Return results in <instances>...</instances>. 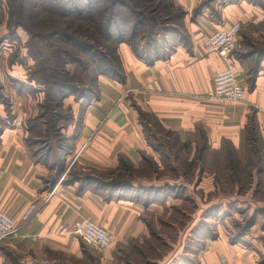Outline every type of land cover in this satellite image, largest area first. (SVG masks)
<instances>
[{
  "label": "crops",
  "instance_id": "crops-1",
  "mask_svg": "<svg viewBox=\"0 0 264 264\" xmlns=\"http://www.w3.org/2000/svg\"><path fill=\"white\" fill-rule=\"evenodd\" d=\"M194 1L179 0V6L192 7ZM236 23L242 26L235 52L226 60L206 55L202 35ZM259 28L264 29V5L239 1L223 7L216 22L203 15L190 23L188 45L177 46L161 60L143 62L121 44L122 81L98 78V96L85 109L76 138L75 147L84 148L72 151V166L66 167L65 163L61 168L36 161L21 144L18 131H5L0 138V208L15 221L19 231L0 245V264L91 263L86 244L60 234L63 226L85 217L113 238L111 246L98 253L97 264H130L132 253L145 255L144 246L151 234L147 221L157 219L170 202L178 200L148 198L147 206L146 198L138 202L107 201L92 186L67 182L65 178L72 168L78 172L114 171L120 159L126 158L138 169L145 156L154 158L157 152L150 151L140 122L142 113L153 117L178 143L194 142L198 133L205 134L210 149L219 148L220 141L226 139L241 150L245 132L254 130L255 150L263 154L264 165V46L255 44L249 36L261 35L264 41V30ZM226 68H231L243 85L246 103H217L207 98L213 90L214 76ZM130 90L139 91L127 93ZM69 157L66 155L67 160ZM255 184L251 200L236 204L240 210L228 208L232 219L236 212L244 216L249 206L248 215L255 214L249 229L241 237L230 236L226 230L213 238L201 237L198 221L186 257L176 264H264V172L255 178ZM171 262L163 258L155 264Z\"/></svg>",
  "mask_w": 264,
  "mask_h": 264
},
{
  "label": "rangeland",
  "instance_id": "rangeland-1",
  "mask_svg": "<svg viewBox=\"0 0 264 264\" xmlns=\"http://www.w3.org/2000/svg\"><path fill=\"white\" fill-rule=\"evenodd\" d=\"M239 1L254 4L260 0H195L192 7L179 6V0L155 3L148 11L152 17L161 19L160 23L163 24L152 36L158 53H169L175 47L186 44L189 41L190 23H196L203 15L216 22L223 7ZM166 3L173 5L168 8V15L161 18ZM201 6V13L196 15V10ZM11 7L14 9L12 17ZM43 13L41 0H0V138L5 131L16 130L21 144L26 151L35 155L36 161L55 167L66 163V167H69L73 164L72 151H82L84 148L75 147L76 138L84 111L96 100L100 86L95 77L82 73L72 65H62L61 68L53 66L50 51L40 42H36L39 44L36 47L29 48V35L23 26L40 35L53 26H62V23H51ZM18 24L22 26L17 27ZM213 33L202 35L201 45L204 37ZM249 36L255 44L264 46L261 35H254L256 38L251 34ZM45 43L50 44L48 41ZM143 49L145 58L150 59L151 48ZM35 52L44 54L42 60L38 58L37 62L33 57ZM144 120L148 123L150 151L157 153L154 158L145 156L144 164L138 169L132 165L131 175H120L125 180L131 177L130 181L143 184L147 189H158L165 196H171L169 198L173 201H178L170 202L157 219L147 221L151 234L148 244L144 246L145 255L132 253L130 264H150V261L155 264L163 258L172 260L169 264H176L179 258L186 257V249L193 236L192 229L198 221L201 237L213 238L218 233L224 234L225 230L230 236L238 237L248 223L255 221V214L248 215V206L243 211L244 216L236 212L234 218L230 219L228 208L249 202L256 190L255 178L264 172L263 154L261 151L254 152L256 140L246 142L245 132L241 150L226 139L220 141L219 148L210 149L202 142L201 136L205 134L198 133L194 142L181 144L174 135L161 132L150 116L144 115ZM68 154L70 157L67 160ZM125 165L126 162L122 168ZM117 170L78 172L72 168L65 178L81 180L88 175L106 182ZM155 190L145 193L154 195ZM87 248L92 259L89 264H97V255L103 251Z\"/></svg>",
  "mask_w": 264,
  "mask_h": 264
},
{
  "label": "trees",
  "instance_id": "trees-1",
  "mask_svg": "<svg viewBox=\"0 0 264 264\" xmlns=\"http://www.w3.org/2000/svg\"><path fill=\"white\" fill-rule=\"evenodd\" d=\"M160 1L163 0H41L42 11L47 19L55 25L62 23V26H53L43 35L30 31L25 26L23 28L29 35V48L36 47L39 44L47 48L50 51L49 57L52 59L53 66L61 68L62 65L65 67L72 65L82 73H87L92 78L95 77V80L105 76L115 81H122L123 68L118 55L119 45L126 44L137 59L147 63L161 60L170 53L159 54L154 37L152 38L163 24L160 23L161 19L152 17L148 8ZM263 1H255L254 4L263 6ZM172 5L173 3L170 6L168 3L164 5V13H162L161 18L168 15V8L170 9ZM202 9L203 6L198 8L195 14L199 15ZM12 13L14 16L13 7L10 9L11 17ZM37 17L35 18L37 19ZM16 26L21 27L22 25L18 24ZM47 41L50 44L45 43ZM188 43L189 41L183 45L187 46ZM143 48H151L150 54L152 56L150 59L145 58L146 53L142 51ZM42 56L44 54L33 53V57L37 62L38 58L42 60ZM144 115L148 114L142 113L140 122L148 141L150 138L147 137L149 129L148 123L144 120ZM151 118L160 128L155 119ZM160 130L165 133L161 128ZM246 135L248 141L257 138L256 132L251 129L246 131ZM201 137L202 142L206 144L204 135ZM148 143L151 145L150 141ZM254 152L257 153L258 151L255 150ZM120 160L118 170L113 172V176L106 182L102 181L101 178L88 175L82 177L81 180L74 178L67 180V182H80L92 186L107 201L133 200L138 202V199L143 201L146 198L144 205L147 206L150 203L148 198L153 201L154 199L163 201L166 197H171L169 195L165 196L162 191H157L158 189L152 188L151 190V187L149 189L147 187H135L133 185L134 181H130L131 177L127 180L123 179L124 176L120 174L125 173L129 176V174H132L133 169L128 160L126 161L124 158ZM125 162L127 165L122 168ZM143 162H145V159ZM43 163L46 164L47 162ZM59 167L62 168L61 165ZM153 190L156 192L154 195L149 192L145 193V191L151 192ZM251 224L252 221L244 227L245 229L238 236L241 237Z\"/></svg>",
  "mask_w": 264,
  "mask_h": 264
},
{
  "label": "built area",
  "instance_id": "built-area-1",
  "mask_svg": "<svg viewBox=\"0 0 264 264\" xmlns=\"http://www.w3.org/2000/svg\"><path fill=\"white\" fill-rule=\"evenodd\" d=\"M240 30L241 25L236 23L228 29L204 37L202 41L204 52L207 55L216 54L221 59L229 58L238 47L237 39ZM138 91L130 90L127 93ZM207 98L220 103H246L245 89L231 68L216 73L213 79V90ZM261 112L264 114V110ZM18 231L19 227L15 221L0 208V244L15 237ZM60 234L76 237L96 251L108 249L113 241L109 231L97 225L90 217L79 218L72 224L63 226Z\"/></svg>",
  "mask_w": 264,
  "mask_h": 264
}]
</instances>
